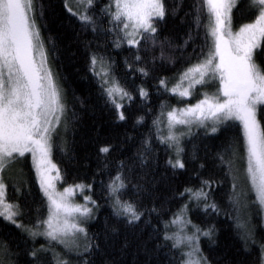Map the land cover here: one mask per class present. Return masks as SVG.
<instances>
[{
	"label": "trees",
	"instance_id": "16d2710c",
	"mask_svg": "<svg viewBox=\"0 0 264 264\" xmlns=\"http://www.w3.org/2000/svg\"><path fill=\"white\" fill-rule=\"evenodd\" d=\"M111 2L96 0L89 12L94 23L86 25L69 11L70 0H35L47 65L65 106L61 124L53 134L51 159L59 170L60 188L82 184L95 202L93 215L82 224L91 250L85 253L81 247L82 255H77L75 248L69 251L43 235L33 238L25 231H43L42 221L48 217V201L29 154L3 173L6 199L19 205L21 215L16 219L24 228L0 217V248H7L10 264H34L31 252L40 249H45L38 251L41 264H57V259H68L70 264H178L179 254L171 249L170 241L164 240L165 225L188 204L185 214L189 220L202 232L212 230L211 238L201 234L199 240L209 264H260L264 212L254 203V193L245 181L246 160L242 158L243 137L238 122L218 125L216 133L208 125L187 133L180 142L183 169L171 166L169 161L177 155L158 136V127L167 134L162 109L166 113L192 105L204 93L214 94L218 87L210 80L182 99L160 86L163 79L171 89L185 70L202 62L209 52L211 38L207 36V11L202 0H164L167 14L157 22L158 39L154 47L151 43L145 47L142 42L140 61L133 55L137 49H130L126 43L115 46L110 18L101 11ZM249 2L239 0L233 9L234 30L254 18ZM93 56L104 61L96 65V72L108 70L109 80H115L131 96L122 100L116 96L122 105L119 110L101 87V77L93 74ZM256 59L264 65L259 50ZM140 88L148 92L146 98L140 97ZM121 112L124 120L119 118ZM157 120L163 123L157 125ZM105 147L108 153L101 151ZM117 174H122L125 182L122 200L141 214L133 223L113 211L108 185ZM202 187L209 192V202L219 206V214L211 210L206 213L203 202L198 207L185 192ZM240 224L251 230L247 242ZM77 242L82 245L84 237Z\"/></svg>",
	"mask_w": 264,
	"mask_h": 264
},
{
	"label": "snow or ice",
	"instance_id": "6c2138e0",
	"mask_svg": "<svg viewBox=\"0 0 264 264\" xmlns=\"http://www.w3.org/2000/svg\"><path fill=\"white\" fill-rule=\"evenodd\" d=\"M238 2L202 0V6L207 11V36L211 38L209 52L202 62L185 70L171 89L163 79L160 86L182 99L190 97L197 85L204 86L210 80L218 81L217 90L211 95L204 93L202 99L189 107L171 109L166 113L162 109L161 115L167 117V134H162L159 127L157 131L161 143L177 154L174 163L169 161L171 166L183 169L185 164L179 158L183 152L180 138L185 133L178 131L179 126L190 128L193 123L204 126L211 120V131L216 133L218 125L238 122L243 137L242 158L246 160L245 181L254 193V203L259 205L260 212H264V65L256 59L257 50L264 55V0H250L248 7L253 10L254 18L251 22L242 23L234 32L233 9ZM75 3L78 11L69 8L72 15L78 16L83 24H93L89 12L95 7L96 0H75ZM101 11L110 18L112 27L109 31L116 34L115 46L119 48L126 43L130 49H137L133 54L136 61L142 59V42L145 47L149 43L155 46L157 22L163 21L167 14L164 0H112ZM93 31H96L95 27ZM98 63L103 65V59L93 56V74L101 77V87L119 110L122 105L117 102L116 96L121 100L125 97L131 99V96L115 80H109L108 70L102 68V72L97 73ZM137 70L144 76L148 75L144 68ZM139 95L146 98L148 92L140 88ZM64 113L61 90L47 65V52L37 28L35 0H0V217L17 228H24L16 219L21 215L19 205L6 199L7 185L3 173L18 158L31 153L40 189L48 200V218L42 221L43 231L28 228L25 231L33 238L43 235L69 251L75 248L77 255H82L81 247L85 253L91 250L82 224L93 215V209L88 205L95 202L86 195L84 205L74 204L71 200L74 188L67 187L63 192H57L53 183L54 179H59V170L51 161L52 140ZM119 118L125 119L122 112ZM154 123L160 125L163 121ZM101 151L108 153L109 149L105 147ZM228 163L231 168L232 161ZM204 184L211 187L209 181H204ZM75 187L81 191L84 189V185ZM124 188L122 174H117L108 185L113 211L126 217L128 223H133L140 219L141 214L134 205L122 200L120 193ZM185 192L189 193L190 200L197 202L198 207L203 202L206 213L211 210L219 214V206L209 202V192L203 187L197 191L185 189ZM236 203L239 204L238 198ZM188 207L185 204L165 225L164 240L170 241L171 249L179 254L178 264H209L199 240L201 234L211 238L212 230L202 232L192 224L185 216ZM238 227L244 230L242 238L247 242L251 230L246 224ZM170 228L175 230L169 233ZM191 229L194 231L189 235ZM81 236L84 237L82 245L77 242ZM261 248L264 249V245ZM43 250L31 252L34 264H41L38 251ZM7 251L6 247L0 248V264H10ZM259 260L260 264H264V253ZM57 264H70V261L57 259Z\"/></svg>",
	"mask_w": 264,
	"mask_h": 264
},
{
	"label": "rangeland",
	"instance_id": "374dc122",
	"mask_svg": "<svg viewBox=\"0 0 264 264\" xmlns=\"http://www.w3.org/2000/svg\"><path fill=\"white\" fill-rule=\"evenodd\" d=\"M70 2H72V4H69L68 3V8H71L72 9V11H78V9L76 8V3H75V0H70ZM233 29V28H232ZM239 29V28H238ZM238 29H233V31L235 32V31H237ZM186 82V81H185ZM187 83V82H186ZM216 83L218 84V81H216ZM197 102H195L194 104H196ZM194 104H192V105H194ZM189 106H191V105H188V106H186V107H189ZM182 108H185V107H182ZM175 109H181V108H175ZM166 121H167V117H166ZM60 124H61V122H60ZM60 124H59V126H60ZM206 125H208V126H212V121L211 120H208L206 123H205V125L204 126H206ZM58 126V127H59ZM197 126H200V125H198V124H196V123H193L191 126H190V128H184V127H182V126H179L178 127V131H183L184 133H185V135H183V136H181V138H180V142H181V140L183 139V137L184 136H186L187 135V133H189L193 128H195V127H197ZM57 127V128H58ZM165 128H166V131H167V126H166V124H165ZM173 151H174V153L176 154V152H175V150L173 149ZM26 154H29L30 155V157L32 158V156H31V153H26ZM177 155V154H176ZM177 159V156H176V158H174V160L172 161L173 163L175 162V160ZM51 161H52V159H51ZM52 163H53V161H52ZM12 166V165H11ZM9 169H12V168H9ZM8 169V170H9ZM36 171V170H35ZM52 175L55 177L56 176V173H52ZM59 181H60V178L57 180V179H54L53 180V183L55 184V188H56V191L57 192H63V190H64V188H67V187H73L74 188V195L72 196V198H71V200H72V202L74 203V204H79V205H84L85 203H86V201H85V196L87 195V196H89V197H91L90 196V194L89 193H86V189H85V186H84V189H83V191H81V189H79V188H76L75 186L76 185H70V186H66V187H63V188H60V185H59ZM77 185H82V184H77ZM48 201V200H47ZM94 204H89L88 206L89 207H92ZM185 216H186V218L187 219H189L188 217H187V215L185 214ZM48 218V217H47ZM193 224V223H192ZM44 228V227H43ZM192 231H194V229H191L190 231H189V235H191L192 234ZM172 231H170L169 233H171ZM80 240V239H79ZM59 244V243H58ZM59 245H61L62 247H63V245L62 244H59Z\"/></svg>",
	"mask_w": 264,
	"mask_h": 264
}]
</instances>
